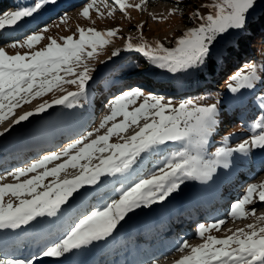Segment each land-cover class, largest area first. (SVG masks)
<instances>
[{"label": "snow or ice", "instance_id": "snow-or-ice-1", "mask_svg": "<svg viewBox=\"0 0 264 264\" xmlns=\"http://www.w3.org/2000/svg\"><path fill=\"white\" fill-rule=\"evenodd\" d=\"M44 2L46 0H39L32 7L0 13V29L17 25L24 18L31 17ZM144 3L145 0L137 4H130L128 0H113L115 7L107 3L104 7L108 9V16H112L117 8L126 15L128 8L140 10ZM96 4L97 0H91L80 15L89 18L90 10ZM253 4L254 0H211L209 4L201 5L208 9L206 15L199 11L194 13L200 21L198 26L187 29L176 39L174 47H165L160 41L148 42L141 34L136 38L129 37L123 51L140 53L155 66L172 73L196 68L205 62L218 36L245 27L246 14ZM175 11L177 9H170L168 14L172 15ZM97 14L103 16L98 8ZM65 22L66 18H61V23ZM142 27L138 25L137 29ZM47 31L45 28L34 32L22 41L9 45L28 49L24 54L8 55L0 47V122L7 120L17 108L49 92L57 89L64 92L65 84L75 85L77 91H68L50 102L43 101L34 110L25 111L13 119L12 125L26 121L53 105L71 106L72 99L85 92L91 79V69L86 61L98 55V50L110 44L119 33L118 28L100 31L94 27H77L74 35L61 37L58 42L51 36H45ZM43 40H47V43L36 48ZM120 51H112L111 57L119 55ZM77 68L82 70L76 71ZM258 78L256 65H249L246 70L232 75L226 87L233 93L240 89H251ZM141 97L142 102L133 107ZM216 115L217 105L214 103L196 105L189 100L173 105L162 97L145 95L139 89L123 92L110 101L109 113L103 116L93 131L67 144L59 152L44 155L27 167L8 173L18 182L0 183V229H16L37 217H55L82 186L94 185L105 175L124 173L136 164L141 153L155 146L169 141L184 142L183 149L174 152L162 167L122 190L118 199H112L103 207L83 215L59 242L48 247L41 255L60 257L94 241L105 240L128 213L165 200L185 180L211 179L217 167H228L227 158L233 151L243 153L250 148H264L262 118L253 125V130L259 131L235 149L220 147L212 153L211 158H205L209 137L217 123ZM118 117L121 119L116 122ZM10 127L0 135L8 132ZM133 127L136 130L131 135H124ZM101 129H105L104 133L93 138ZM113 136H118L121 142H110ZM94 159L98 163L92 165ZM61 160L63 162L47 167ZM68 169L80 171L71 178L60 179V174ZM30 173L35 174L29 176ZM21 177L25 179L21 180ZM6 196L9 197L7 202ZM257 198L264 202V183L249 184L242 198L231 205L229 216L244 219L255 215V209L249 210L246 206L253 204ZM257 219L264 220V216ZM224 223V220H217L199 224L196 234L203 243L192 246L184 241L178 250L188 249V254L175 264H264V226L248 224L245 228L229 229L230 234L222 238L205 235L212 230L219 231ZM36 259L35 256L28 260L0 259V264H33ZM152 264H158V261L153 260Z\"/></svg>", "mask_w": 264, "mask_h": 264}, {"label": "rangeland", "instance_id": "rangeland-1", "mask_svg": "<svg viewBox=\"0 0 264 264\" xmlns=\"http://www.w3.org/2000/svg\"><path fill=\"white\" fill-rule=\"evenodd\" d=\"M0 1H2V6L5 5L4 7L8 5L11 6L6 10L5 8H3L4 12L34 6L33 3L28 2V4L22 6L18 3V0H13V3H11L9 0ZM191 1L196 2V4H194L195 11H199L202 15L207 14L208 9L202 7L201 5L209 4L211 0H180L179 2H175V0H145V3L140 10H137L134 7L128 8L126 10L127 14L125 15V13L120 12L117 8L112 16H108V9L104 7V4L107 3L110 7H115L113 4V0H103V3L101 2V0H97L96 6H94V8L90 10V16L86 19L80 15V12L86 4L91 2V0H46V2L43 3V6L39 10H37L31 17L24 18L22 21L18 22L17 25L7 27L5 29H0V47L4 48L8 55H15L16 53L24 54L29 50L20 47H9V45L13 44V41L11 39H14L15 43L18 41H22L26 38L27 35H30V31L34 29L37 30V28H39L38 26H42L40 27V29H38L40 31L47 28L48 31L45 32L44 35L51 36L54 39H57L58 42H60L61 37L74 35L76 33L77 27H94L100 31L107 30L110 28H118V35L120 36V38H117L118 41L111 42L110 44L106 45L104 49L98 50V55L86 61L88 67L91 69L90 74L92 79L96 76H101L102 69L105 67L106 63L111 62L114 59V57H111V52L116 49H121L122 51L124 48V42L127 41L129 37H139L142 34L144 40L148 42L160 41L162 44L164 43L165 46L175 42L176 39L182 35V32L187 31V29L191 27L198 26L200 21L194 16V14L190 10ZM254 1H257V3L253 4V7L246 14V24L249 20L253 19L256 16L257 12L260 11V8L264 3V0ZM139 2L140 0H128V3L130 4H137ZM185 2L188 5L185 4ZM97 8L101 13H103V16H99L97 14ZM173 8L177 9V11H175L172 15H169V10ZM62 9L65 10L66 15L65 17L58 18L57 16L58 14L62 13ZM153 17H163V19H153ZM61 18H66V22L61 23ZM138 25H143V27L138 30ZM244 29L246 28L244 27L241 30H229V32L218 36L217 39L214 41L213 45L210 47V52L214 48L217 49L229 42H233L237 33ZM46 43L47 40H43L41 41V44L36 46V48L42 47ZM258 43L259 41L256 38L252 42L250 41L249 47L251 48V50L254 48V45ZM121 51L120 53L123 52ZM256 67L258 70V77L261 80V75L264 73V62H258ZM80 70H82V68L76 69V71ZM163 71L167 70L163 69ZM232 71L233 69L227 70L223 78L226 79L232 73ZM179 75L181 74L175 73L174 75L178 78L175 79L176 87H180L181 85L179 84V79L181 78L179 77ZM90 80L86 85L85 92L80 96L72 99L71 106H68L67 104L53 105L51 108H48L42 113L34 114L26 121H22L19 124L12 125L13 119L18 118L25 111L34 110L43 101L50 102L52 99L60 95L66 94V92L68 91H77L75 85L65 84L63 85V88L65 90L64 92H61L58 89L49 92L41 98L32 100L31 103L25 104L22 107L17 108L14 114L9 116L7 120L0 122V132H4V129L8 128L11 125L10 130L8 132L4 133L3 135H0V168H3L0 169V172L2 173L0 174V178H2L0 179V183H17L18 181H16L13 177L9 176L8 173L15 171V169L17 168L27 167L28 165L40 159L44 155H48L52 152H59L62 148L66 147L67 144L73 142L76 139H79L87 132L93 131V129L98 127L103 116L108 114L110 111V102H107L117 97V92L123 93L132 89H119L116 91H111L106 95L108 98L102 100V104H100L99 106H95V98L93 97V92L96 87L90 84ZM219 83H221V81ZM213 85L214 87H216V90L219 91L218 89H220V87H218L216 84ZM110 86L112 85L106 83L104 87L108 89V87ZM261 86L259 88H263V85ZM139 90L145 95L150 94L153 96H157L152 92L143 89L142 87ZM217 94L218 93L215 92L212 96L213 98L209 99L200 98L197 101V105H207L214 103L218 104L217 106L220 110L225 108L226 103L228 104L229 102H235L232 96H225L223 98V96H218ZM157 97H162L165 102L171 101L173 105H178V103L172 101L170 97ZM142 99L143 97L139 98L137 100L136 105H133V107L138 106V104L142 102ZM65 117H68V123H71L74 128H80L81 124L86 126V121L90 117L92 119L89 123L90 126H88L85 130L81 129L83 130L81 133L68 135V130L61 128L59 129L58 127V122L61 123L63 121L62 118ZM46 118L49 120L51 119L52 123L43 124ZM241 118V115H238L235 117L234 120L232 116H228L227 119L223 121V125L221 127L216 123L215 129L213 131L214 136H216L217 138L219 137L220 139L228 137L227 140H229L228 143L221 145L220 147L235 149L238 144L242 143L244 140H247V137L244 135L231 139L230 134L224 132L231 130L230 126L239 122ZM120 119L121 118L118 117L116 122H119ZM142 123L143 121H141V124ZM135 130V127H133L129 129L124 135H131ZM104 131L105 129H101L99 133L94 134L93 138H95V135H102ZM110 142L115 143L121 141L119 140L118 136H113ZM210 142H212V139L209 137V143ZM209 143L206 146L205 151L207 150ZM243 154L245 155V153L233 151L231 155L227 158L228 167H217L215 173H213L214 178L212 177L211 179L206 181L187 180L188 184L185 186V189L186 193L188 194V200H192L193 205H197V203H199L203 206V208L201 210L202 212L200 211V215L198 214L197 217H193L185 222L180 221L179 224L171 223V228L167 229L166 232V235L169 236L168 239H170L171 242L175 240L177 232L190 230V232L192 233L188 231L185 238L181 235V240H177L176 243H171L169 245L170 249L178 251L184 241H187L192 246H196L203 243V240L196 234L195 225L200 221H204V214L209 212L211 206H207L204 202L201 201L202 197L199 196L200 192L205 191H201L199 189V186L207 185V187H210L206 190L205 194L214 197L217 190L216 186L222 183V180L228 181L230 178L235 179L237 177H240L236 190L233 191L231 196L228 197L223 194L222 196H219L216 202L212 204V206H216L218 204L220 205V208L224 209L231 207V201H237L242 198V196L240 197L238 193L243 192L245 194L244 191L247 189L249 184L264 183V169L258 170L256 167H252V170L248 171L246 168L242 167L243 165L240 164L238 160L243 159ZM248 154L256 156L258 160L264 162V148H258L257 151L253 148H250L248 150ZM105 155H107V153H105ZM61 162L63 161L61 160L53 162L47 167H53L56 163ZM96 163H98V160L95 159L91 162L92 165H95ZM245 166L250 167V165ZM79 171V169H68L66 172L60 174V179H64L65 177L71 178L72 176L79 174ZM34 174L35 173H30L29 176ZM120 174L121 173H117L115 175L102 176L98 181V185H96L95 187H93L94 185L82 186L76 193L73 194L72 197L69 198V202L66 205L62 206V209L57 216L37 217V219L33 221V227L35 228L29 231L32 235L35 236L31 241H26L25 243H22L26 247L22 248L23 250L19 252H1L0 259L28 260L35 256L37 257V259L33 261V264H50L54 262L55 257H43L41 253L48 247L59 242V240L63 238L67 231H69L70 228L74 226L76 222H78L77 219L80 215H84L85 213L88 214L95 207H100L104 203L103 199H116V196L119 195V192L117 190H113L116 185H113L112 183L114 182L113 178H120ZM244 174V179H241ZM23 179H25V177H21V180ZM251 179L253 181H251ZM239 182L241 183L239 184ZM178 190L174 193H177ZM106 191L107 193L102 198V201H99L100 203H96V205L90 204L91 201H95L97 199L94 197L96 192L99 193ZM8 200L9 197L6 196L5 202H7ZM12 200L14 203L16 202L14 198H12ZM168 204V201L166 202L163 200L150 205L154 206L155 208L154 211H151V213L147 214L146 216V222H149L151 225L147 226V224H145L146 222L143 223V225L141 223L136 222L135 219L122 220L117 225L118 227L114 229L113 234L122 233V235L125 234L126 236L127 233H125V228L129 227V230L127 232H131V235H128L126 238H129V236L132 235L137 237L146 235V233H148L150 230V226H154L153 224L155 220H157V215L166 216L168 214V216L172 217L171 215L178 214L180 212L181 205L183 203L182 201L176 204L174 203V207L170 210L168 208ZM246 207L249 210L254 208L255 215H249L247 218L244 219H233L229 216L224 217L221 214L220 216L223 217L225 223L221 226L220 230H212L210 233H206L205 235L211 234L218 238H222L226 234H230L229 229L236 230L238 228H245V226L248 224H254L257 227L264 226V220L257 219L258 217L264 216V202L259 201V199L257 198L254 200L253 204L247 205ZM75 212L77 213L76 219L72 218L74 217L73 213ZM57 221L58 223H56ZM140 224L143 226H141ZM110 237H107L105 241H99V243H101L100 248L106 246V243L104 242H106V240H108ZM147 238L144 240H147ZM140 242L142 241L140 240ZM38 243L40 244V247L36 248L33 251L29 250V247L31 245H36ZM94 243L95 241L90 244V246L87 245L82 247H91L88 252L89 258L95 256L94 250L96 249V247H94ZM156 244L157 243L154 241L152 249H142L136 256H132L131 254H129L128 257L124 256V258L122 259L118 256H113L112 259H114L115 261L112 264H149L150 261H153V255H151L153 253L152 250L159 249L160 247V245H157L155 247ZM158 244H160V241H158ZM187 254L188 249L179 251L178 253L176 252L172 255L173 260L168 259L162 261L160 264H175V261L179 260L182 256ZM20 255L21 257H19ZM108 256L110 257V254H108ZM96 260L99 261L98 257H96Z\"/></svg>", "mask_w": 264, "mask_h": 264}, {"label": "trees", "instance_id": "trees-1", "mask_svg": "<svg viewBox=\"0 0 264 264\" xmlns=\"http://www.w3.org/2000/svg\"><path fill=\"white\" fill-rule=\"evenodd\" d=\"M179 1L180 0H175V2ZM254 2V4L257 3V1ZM185 4L187 3L185 2ZM194 4H196V2H190V10L193 14L196 12ZM245 28L246 29L237 33L233 42H229L217 49L214 48L202 65L196 68L176 72V74H181L182 76V79L179 81V84H181L180 87L175 86V73L163 71V69L152 64L140 53L122 50L123 52L121 51L122 53L115 56L111 62L106 63L105 67L102 69L101 76H96L90 80V84L96 87L94 90L95 103L101 104V99L111 91L119 89L129 90L130 88L140 89L141 87L157 96L170 97L172 101L177 102L178 104L190 100L193 104L197 105V101L200 98H213L212 96L215 92H217L218 96H223V98L225 96H232L235 100V102H229L228 104L224 102L226 103L224 109L219 110L217 106V124L221 127L223 125V121L227 119L228 116H232L235 120L237 115H241V120L230 126L231 130L224 132L230 134L231 139L243 135L249 139L252 135L259 131V129L254 131L253 125L257 121L264 118V73L261 75V80L258 78L255 86L251 89H240L238 92L233 93L228 90L226 85L231 82L229 78L236 72L245 70L249 65H257L258 62H264V3L261 6L260 11L257 12L256 16L247 22ZM183 33L184 32H182V34ZM118 37L120 38L119 35L112 38V42L118 41ZM254 37H256L259 43L254 45V48L251 50L249 42ZM133 38H136V36ZM126 42L127 41L124 42V45ZM165 46L174 47L175 42ZM229 69H233V71L226 79H224L223 77ZM220 81L221 83H219ZM106 83H109L112 86L107 89L104 87ZM213 84L220 87V89H218L219 91L216 90V87H213ZM261 85H263V88H259ZM116 94L119 96L122 92H117ZM68 121V118L65 117L61 123L58 122V127L61 129H67V132L71 134L78 133L81 130L79 128H73V130H70L71 127H64ZM51 123L52 122H49V124ZM88 126H90V124L85 126L83 130H85ZM210 138L212 139V142L209 143L207 150L204 152L205 158H211L212 153H214L217 148L229 141L224 138H217L214 136V133L211 134ZM183 147L184 142L169 141L163 145L155 146L152 149L141 153V155L137 158L136 164L131 169L120 174L122 182H116L114 191L117 190L120 194L122 190L131 186L139 179L144 178L153 171L158 170L174 152L182 150ZM253 149L257 150L258 148ZM243 153H245V155L243 154L242 156L243 159L238 161L243 165L242 167L251 171L252 167L257 166L254 163L253 155L248 154V151ZM245 165H250V167ZM213 176L214 174L212 177ZM244 177L245 174L241 177V179H244ZM239 180L240 177L235 179L230 178L228 181L222 180V183L216 186L217 190L215 197L205 194L206 190L210 187H207V185L199 186L201 191H205L200 192L199 196L206 201L207 205H211V208L209 212L206 213L208 219L205 220V222L203 221L198 223L195 226L196 230L199 224H209L214 223L217 220H223V217L220 216L221 214L224 217L229 216L231 207L223 209L220 208V205L218 204L216 206H212V204L223 194L226 196L231 195L233 191H235ZM98 183L99 182L96 184ZM187 184V180H185L179 187L177 193L173 192L165 198L164 201L169 202V207L173 208V204H176L178 201H182V203L188 201L191 202L188 200V194L185 189ZM238 195L241 197L244 193L239 192ZM118 198L119 195L116 196V199ZM103 200L104 204L101 207L106 205L112 199L106 198ZM234 202H236V200L231 201V205ZM154 210V206H142L128 213L124 220L135 219L136 222L143 223L146 220L147 214ZM198 210L201 211L200 206L184 210L182 212V218H185L184 220H190L193 217H197L199 214ZM157 219H160V215H157ZM162 229L163 228L158 229L157 233H161ZM133 244H135V242H132L131 245Z\"/></svg>", "mask_w": 264, "mask_h": 264}, {"label": "bare ground", "instance_id": "bare-ground-1", "mask_svg": "<svg viewBox=\"0 0 264 264\" xmlns=\"http://www.w3.org/2000/svg\"><path fill=\"white\" fill-rule=\"evenodd\" d=\"M4 231V229H0V233L1 232H3ZM2 236H0V238H1ZM89 246L87 247V248H82V251L84 252V254H85V252L87 253V251L89 250Z\"/></svg>", "mask_w": 264, "mask_h": 264}, {"label": "water", "instance_id": "water-1", "mask_svg": "<svg viewBox=\"0 0 264 264\" xmlns=\"http://www.w3.org/2000/svg\"><path fill=\"white\" fill-rule=\"evenodd\" d=\"M256 37H254L252 40H251V42L255 39Z\"/></svg>", "mask_w": 264, "mask_h": 264}]
</instances>
